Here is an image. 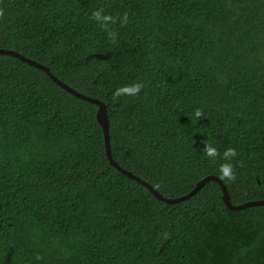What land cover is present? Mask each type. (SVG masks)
<instances>
[{
  "label": "trees",
  "instance_id": "1",
  "mask_svg": "<svg viewBox=\"0 0 264 264\" xmlns=\"http://www.w3.org/2000/svg\"><path fill=\"white\" fill-rule=\"evenodd\" d=\"M0 49L108 108L112 155L168 199L264 201V0H0ZM119 16L109 27L94 11ZM144 84L136 96L117 88ZM200 109V120L194 111ZM99 107L0 54V264H264V205L168 204L114 167ZM167 233V239L164 234ZM39 257V259H37Z\"/></svg>",
  "mask_w": 264,
  "mask_h": 264
},
{
  "label": "water",
  "instance_id": "2",
  "mask_svg": "<svg viewBox=\"0 0 264 264\" xmlns=\"http://www.w3.org/2000/svg\"><path fill=\"white\" fill-rule=\"evenodd\" d=\"M0 54L1 55H8V56H12L15 57L17 59H20L26 63H28L29 65L36 67L42 71H44L45 73H47L51 79L58 85L60 86L62 89L66 90L67 92H69L70 94H73L74 96H76L79 99L88 101L90 103L96 104L99 107L98 110V122L100 123L104 135H105V141H106V150H107V155L108 158L111 162V164L116 167L117 169H119L123 174L127 175L128 177L138 181L139 183H141L143 186H145L153 195H155L159 200L166 202L168 204H175V203H181L183 201L186 200H190L193 196H195L197 193H199L208 183H210L211 181H216L217 183H219V185L222 188L223 191V200L226 204V206L234 211H238V210H243L246 209L248 207H253V206H261L264 205V201H250L241 205H234L232 203V199H231V195L230 192L227 188V186L225 185V183L223 181H221L219 179V177L216 176H209L206 179L200 181L196 188L188 195L179 198V199H168L165 198L163 195H161L152 185H150L148 182L140 179L139 177L135 176L133 173L125 170L124 168H122L114 159L113 155H112V147H111V136H110V121H109V115H108V108L105 105L104 102L94 99V98H90L87 97L81 93H79L78 91L74 90L73 88H71L70 86H68L67 84H65L64 82H62L60 79H58L56 76H54L51 72V70L42 65L39 64L31 59H28L27 57H24L23 55L14 52V51H10V50H4V49H0Z\"/></svg>",
  "mask_w": 264,
  "mask_h": 264
},
{
  "label": "clouds",
  "instance_id": "3",
  "mask_svg": "<svg viewBox=\"0 0 264 264\" xmlns=\"http://www.w3.org/2000/svg\"><path fill=\"white\" fill-rule=\"evenodd\" d=\"M4 10L0 8V18H3ZM92 19L100 24V27L103 31H105L108 35V38L115 42L117 38V32L111 29L110 25H115L119 20L121 26H124L128 22L127 13L123 14V18L121 19L119 16L113 17L112 15L104 14L103 9H99L94 11L92 14ZM144 88V84L140 82H135L131 85H125L123 87H119L113 93V98L118 99L121 96H136L141 90ZM203 116V112L200 109H196L194 111V117L196 120H200ZM206 156L212 160L217 159L218 157L223 159L224 163H221L218 168L219 179L221 181H230L235 182L236 180V172L233 164L230 162L233 158L237 156L236 149L229 147L227 148L222 156L216 147L209 141H205V147L203 149ZM165 239H167V233L164 234ZM39 259V257H37Z\"/></svg>",
  "mask_w": 264,
  "mask_h": 264
}]
</instances>
